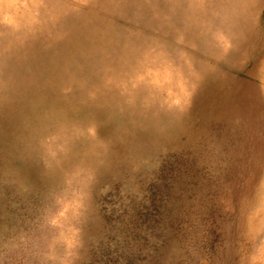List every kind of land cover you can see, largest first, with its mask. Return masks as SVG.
I'll list each match as a JSON object with an SVG mask.
<instances>
[{
  "label": "rangeland",
  "instance_id": "374dc122",
  "mask_svg": "<svg viewBox=\"0 0 264 264\" xmlns=\"http://www.w3.org/2000/svg\"><path fill=\"white\" fill-rule=\"evenodd\" d=\"M0 264H264V0H0Z\"/></svg>",
  "mask_w": 264,
  "mask_h": 264
}]
</instances>
